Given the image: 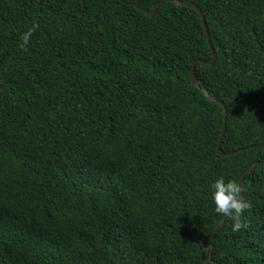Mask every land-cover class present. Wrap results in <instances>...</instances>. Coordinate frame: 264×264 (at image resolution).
Returning a JSON list of instances; mask_svg holds the SVG:
<instances>
[{
    "label": "trees",
    "instance_id": "16d2710c",
    "mask_svg": "<svg viewBox=\"0 0 264 264\" xmlns=\"http://www.w3.org/2000/svg\"><path fill=\"white\" fill-rule=\"evenodd\" d=\"M178 1L213 65L192 8L0 0V264H204L212 181L255 164L206 264H264V0Z\"/></svg>",
    "mask_w": 264,
    "mask_h": 264
},
{
    "label": "clouds",
    "instance_id": "9594fccd",
    "mask_svg": "<svg viewBox=\"0 0 264 264\" xmlns=\"http://www.w3.org/2000/svg\"><path fill=\"white\" fill-rule=\"evenodd\" d=\"M37 25L33 24L21 34V47L28 45ZM210 198L215 213L232 221V231L237 232L247 227L243 214L251 208V202L240 195V188L231 179L217 177L210 185Z\"/></svg>",
    "mask_w": 264,
    "mask_h": 264
},
{
    "label": "water",
    "instance_id": "95a60500",
    "mask_svg": "<svg viewBox=\"0 0 264 264\" xmlns=\"http://www.w3.org/2000/svg\"><path fill=\"white\" fill-rule=\"evenodd\" d=\"M139 1L140 0H136V6L139 10H141L142 12H144L146 15H152V14H155L157 12V10L162 6L164 5L166 2H172L174 4H176L177 6L179 7H186V8H192V9H195L201 19H202V22H203V25H204V28H205V33H206V37H207V40H208V44L210 46V49L212 51V61L208 62V63H205L206 65H213L216 61V54H215V51H214V48H213V45H212V42L210 40V33H209V29L206 25V22H205V16L204 14L202 13V11L193 3H189V2H181V1H178V0H164V1H161L160 3H158L157 5L154 6L153 10L152 11H145L143 9H141L139 7ZM201 63V62H200ZM195 65L196 63L194 64L192 70H191V77H192V84L196 87V88H200V82L199 80L196 78L195 76ZM204 93L206 94L207 98H209L210 100L214 101L215 103L219 104L220 103L215 99L213 98L212 96L208 95L206 93L205 90H203ZM223 108L224 106L221 105ZM227 119H228V115H227V110L225 109V123H224V127H223V131H222V135L220 137V141H219V145H218V153L221 155V156H230V155H235V154H238V153H232V154H225L223 153L222 149H221V145H222V141H223V138L226 134V127H227ZM264 148V147H263ZM257 164L253 165L252 167H250L245 173L244 175L241 177L240 181H239V188H240V192H241V196L244 198V189H243V183H244V180L246 178V176L251 173L255 168H256ZM226 221V218H224L221 223L218 224V226H216L214 229H212L211 231H209L206 235V237L203 239V246L205 247V249L207 250V256H206V260H205V263L206 264L207 262L211 261L212 259V253L210 252V246L207 244V239L208 237L210 236V234L213 233V231H216V230H219L220 228H222L224 226V223Z\"/></svg>",
    "mask_w": 264,
    "mask_h": 264
}]
</instances>
